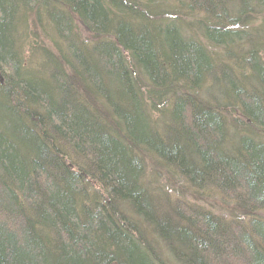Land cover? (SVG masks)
<instances>
[{
    "label": "trees",
    "instance_id": "16d2710c",
    "mask_svg": "<svg viewBox=\"0 0 264 264\" xmlns=\"http://www.w3.org/2000/svg\"><path fill=\"white\" fill-rule=\"evenodd\" d=\"M263 213L264 0H0V264H264Z\"/></svg>",
    "mask_w": 264,
    "mask_h": 264
},
{
    "label": "bare ground",
    "instance_id": "6f19581e",
    "mask_svg": "<svg viewBox=\"0 0 264 264\" xmlns=\"http://www.w3.org/2000/svg\"><path fill=\"white\" fill-rule=\"evenodd\" d=\"M211 51L212 52H216V54L212 58H210L211 62L214 63V64H222L223 60H224V56H225V51H221V48L218 47V46L216 47V49L214 47H212ZM205 90H207V87L206 88H202V89H200V88L198 89L197 95H198L199 99L203 97V94L206 92ZM261 120L262 119H260V121ZM251 122H252V119H250L249 117H245V118H242L241 121H237V125L239 126V131L241 129V130L247 132L246 127ZM230 130H231V126L227 130V132L229 134H230ZM174 139H176V135H173L171 138H169L168 139L169 140L168 143L173 145L174 147L178 146V147L181 148L182 151H185V145L183 143H177V142L176 143H171V141H173ZM224 148H226L225 145H224ZM145 161H146L145 173L147 175L146 178L151 179V178H154L155 176L156 177L158 176L159 179H158L157 182L158 183L159 182L163 183L162 187L159 186L158 184L155 187V190H154L155 191V193H154L155 201H157V204L159 206L166 207L167 203H173V201H174L173 200L174 196L171 194L172 192L170 191V188L172 190V188H173L172 185H174L176 182L179 181L180 176L178 175L176 169L173 168V167H172V169H169L167 167L163 168V169L160 170L159 175H157V174H155L154 169L152 168L153 165H152V163L150 161V158L149 157L145 158ZM164 184L166 186H164ZM181 194H183V195L185 194L184 196H182V197H185L186 195H189V192L186 189H184V190L181 191ZM230 203H232V202H230ZM234 213H235L234 207L231 208V206H230V210L226 213L225 217L230 218ZM259 217L261 219H264V213L261 214ZM245 218H247V217H243V222L247 221V219H245ZM256 223L257 224H261V223H258V222H256Z\"/></svg>",
    "mask_w": 264,
    "mask_h": 264
},
{
    "label": "rangeland",
    "instance_id": "374dc122",
    "mask_svg": "<svg viewBox=\"0 0 264 264\" xmlns=\"http://www.w3.org/2000/svg\"><path fill=\"white\" fill-rule=\"evenodd\" d=\"M166 2V6L167 7H171L172 4L174 5V0H164ZM171 3V4H170ZM158 178V176H157ZM157 178L151 179L152 181H155ZM159 179V178H158ZM163 185V183H162ZM164 186H166L164 184ZM173 188L170 191L172 192L171 194L174 197H181L184 196L183 194H181V191L186 189L189 192V195H186L184 198L188 199L189 201L193 202V203H199L202 204L203 206H206L208 208H211L212 210H214L217 213H220L222 215H226V213L230 210V206L231 208H233V204L230 203V201L227 198H223L219 193L216 192H207L205 194H201L199 193V191H195L193 188L189 189V187L186 185V187L184 186V184L182 183H175L174 185H172ZM158 244L160 245V249L162 250V253L164 254V256L167 257V259H169L170 261L171 258L169 257V255L167 254L166 248L164 246V244H162L160 241H158ZM171 264H173V262H170Z\"/></svg>",
    "mask_w": 264,
    "mask_h": 264
}]
</instances>
